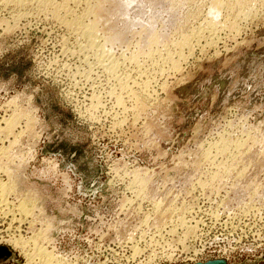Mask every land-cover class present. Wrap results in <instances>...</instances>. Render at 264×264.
Returning a JSON list of instances; mask_svg holds the SVG:
<instances>
[{
	"label": "rangeland",
	"instance_id": "374dc122",
	"mask_svg": "<svg viewBox=\"0 0 264 264\" xmlns=\"http://www.w3.org/2000/svg\"><path fill=\"white\" fill-rule=\"evenodd\" d=\"M236 1L105 3L100 33L126 36L107 45L123 92L50 13L0 0L3 264H43L39 247L45 264H264V0ZM214 2L212 43L192 40L174 70L145 60L151 36L173 50L205 29Z\"/></svg>",
	"mask_w": 264,
	"mask_h": 264
},
{
	"label": "bare ground",
	"instance_id": "6f19581e",
	"mask_svg": "<svg viewBox=\"0 0 264 264\" xmlns=\"http://www.w3.org/2000/svg\"><path fill=\"white\" fill-rule=\"evenodd\" d=\"M56 1H58V0H2V3H3L4 7L10 8V6H11V7L18 9V11H22L24 8L29 9V6L30 7L35 6V8L37 7L38 10L41 11V12H39L41 14L50 13L51 15L49 14V17L52 16V18H54V20H56L57 22L59 21L62 25H64L70 31L69 33H71V35L76 39L79 54H83V55L87 54L89 56V54L92 53L95 56L96 60L98 61L97 63H100V65L104 68L105 72L109 73L112 76H116L117 78L121 77L118 81L120 84L121 90L123 92H124V90H125V92L126 91L128 92V90H127L128 89L127 88L128 87V83H127L128 81L125 79L122 80L123 77L118 75L119 74L118 69L120 66V62L117 60V58H115L113 56V54H111L110 50L107 48V45H109V44H110V46H112V44H115L117 42L121 43V41L125 40L126 36L123 32H115L114 34L110 33L112 35H108V34L106 35L103 32H101L102 33L101 34L100 33V27H101V25L105 26L107 24V23L104 24L105 23L104 20L106 21L105 14H107V12H108L104 8L105 3L112 2L113 4H116L119 7H123V8L126 7L127 8V6L131 2H133V0H125V1H121V0H61L60 2H56ZM235 3H238L239 6L241 4H242L241 6H244V3L247 4V2H245L243 0H239L238 2L236 1ZM248 3L250 4V2H248ZM246 4H245V6H246ZM248 6L244 7V9L248 8ZM250 6H253V5H250ZM78 7H81V10H79ZM220 7H221L220 2H214L211 6L210 16H209L210 19L208 20V22L205 26V29L202 30L203 27H198V29H196V30L194 29L193 31H191L190 33H188L184 36L182 35L183 37L179 41H177V45H176V47H174V49L175 48L177 49L176 51L174 49H173L174 50L173 51L168 45H166L168 47L164 46L165 48H162V49L158 48L157 46H156V48L152 49L153 48L152 46L158 42V40H157L158 37L155 38V35L154 36L150 35L151 37L148 36V37H150V39L146 38V39H149V40H146V42L148 41V45L150 44V46H149L150 48L147 51L148 53L143 52V53H146L145 55H143L145 60H151V61L153 60V61H155V63H157L156 61L161 62L163 64V67H165L166 64H170L169 68L171 67L173 70L177 69L180 65V60L183 59L185 56L183 49L186 47H192L191 46L192 40H194V39L197 40V38H199L200 36H202L200 38H205L202 35L205 32L208 34V37H209V40L211 41V43L214 41V39H216V30L218 29L219 26H222L218 22L220 20V19L218 20L219 10L221 9ZM30 9H32V8H30ZM38 10L35 9V11H38ZM29 12H25L24 14H26V13L28 14ZM22 13H23V11L20 12L21 16L24 15ZM238 14H241V13L239 12ZM17 16L20 17L19 15H17ZM107 27H110V26H107ZM104 28H102V30H104ZM208 37L206 38V40L208 39ZM196 42L198 43L199 41H196ZM206 43H209V42L207 41ZM145 50H147V49H145ZM188 50H190V49H188ZM111 51H112V49H111ZM141 60H143V59H141ZM138 61H139L138 55L137 56L134 55L131 62H136L138 64ZM162 64H160V65H162ZM139 66H141V65H139ZM163 69L164 68H162L161 70H163ZM112 79H113V77H112ZM122 94L117 95V97L115 96L119 103H121L123 100ZM125 96H127V95L125 94ZM228 144H229L228 142H226V143L222 142V144L218 145L217 147L215 145V147L220 152H224L222 154H225V152L229 149ZM235 149H240V148L236 147ZM234 151H236V150H234ZM230 152H232V151H230ZM4 185H2L0 182V197L3 196V189H4L3 186ZM4 199H6V198H4ZM4 199L1 200V198H0V200H1L0 201V203H1L0 204V213H2V212H5V213L8 212L9 213L12 211V214L15 215L16 214L15 211L13 212L14 208L12 209L10 206H9L10 208L8 207V204L10 202L8 203L7 199L6 200H4ZM2 201H4V202H2ZM22 206H23V204H22ZM22 206H20V207H22ZM20 209L22 210L23 213L28 212L27 209H25V206L20 208ZM13 218H15V217H13ZM13 241L19 247H22V248L26 247V242H24L22 240V238H21V240L18 238H15V239H13ZM29 250H30V248L28 249V251ZM34 254L39 255V257L42 259L43 264L47 263L45 259H47L49 261L51 259H53V256H52L53 253L51 254L50 252H48L46 250L40 249V247L38 248L36 253L27 252V255H29V257H31V258L34 256Z\"/></svg>",
	"mask_w": 264,
	"mask_h": 264
},
{
	"label": "water",
	"instance_id": "95a60500",
	"mask_svg": "<svg viewBox=\"0 0 264 264\" xmlns=\"http://www.w3.org/2000/svg\"><path fill=\"white\" fill-rule=\"evenodd\" d=\"M12 255V250L5 246L0 245V264L8 260ZM191 264H228L225 258H210L205 261H198Z\"/></svg>",
	"mask_w": 264,
	"mask_h": 264
},
{
	"label": "built area",
	"instance_id": "2783aa9c",
	"mask_svg": "<svg viewBox=\"0 0 264 264\" xmlns=\"http://www.w3.org/2000/svg\"><path fill=\"white\" fill-rule=\"evenodd\" d=\"M12 253H13V251H12ZM10 258H11V257H10ZM10 258H9V259H10ZM9 259H8L7 261H9ZM7 261H6V262H7ZM1 264H3V263H1Z\"/></svg>",
	"mask_w": 264,
	"mask_h": 264
}]
</instances>
